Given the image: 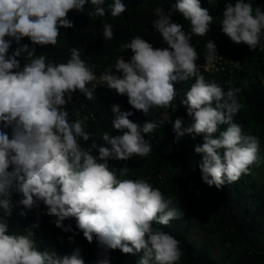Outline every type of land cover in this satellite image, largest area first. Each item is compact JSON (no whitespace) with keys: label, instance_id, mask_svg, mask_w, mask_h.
<instances>
[{"label":"clouds","instance_id":"obj_1","mask_svg":"<svg viewBox=\"0 0 264 264\" xmlns=\"http://www.w3.org/2000/svg\"><path fill=\"white\" fill-rule=\"evenodd\" d=\"M105 3L0 0V264H85L80 247L63 257L52 249L37 248L33 229L40 227L39 216L31 227L24 228V234L10 231L14 210L19 209L16 214L26 219L41 204L46 209L43 214L54 218L51 223L56 228L72 233L69 243H74V236L80 233L89 244L95 238L100 250L95 264H111L110 253L116 250L132 256L142 253L137 264H179L181 242L153 225L169 226L170 221L184 217L182 209L173 206L172 199L165 198L147 179L119 178L129 172L126 164L119 172L109 165L110 160L127 162L149 155L152 146L145 137L159 125L146 121L141 127L129 119L132 111H122L121 105L113 104L111 125L123 134L105 132L102 144L93 141L90 149L81 147V139H92L85 131L88 117L70 121L66 105L72 103L77 91L88 101H95L94 93L101 82L126 95L132 109L148 116L153 108H171L177 95L174 85L195 78L181 101L192 123L182 127L183 119L175 120L174 143L186 134L193 139L203 135V143L196 144L194 152L200 157L201 179L209 188L222 190L242 175H251L252 166L259 167L258 137L245 135L233 120L243 108L237 97L240 89L229 87L225 92L201 74L200 70L214 68L216 59H224L214 41L206 44V63H197L199 55L192 37L208 34L214 19L200 0H176L167 13L156 8L158 19L152 26L167 47H154L135 36L121 46L122 52L131 50L130 60L119 56L115 72L106 70L99 78L92 71L94 66L81 59L78 48H71L70 59L57 64L43 55L36 57L35 47L21 45L28 38L33 46L55 47L60 29L74 27L68 19L70 11L82 13L90 4L94 10L87 12L88 17H104ZM262 7L254 9L245 0L226 3L222 33L235 45L255 51L264 38ZM126 11L121 0H112L111 17L120 18ZM176 13L190 23V32L172 21ZM102 29L105 41L114 38L111 24L105 21ZM13 40L19 46L9 55ZM24 54L29 60L21 66L18 58ZM233 63L240 66L239 61ZM224 125L227 127L220 131ZM93 150L98 155H93ZM13 193L21 198L13 202ZM70 218H75L77 231L71 224L65 226Z\"/></svg>","mask_w":264,"mask_h":264},{"label":"trees","instance_id":"obj_2","mask_svg":"<svg viewBox=\"0 0 264 264\" xmlns=\"http://www.w3.org/2000/svg\"><path fill=\"white\" fill-rule=\"evenodd\" d=\"M127 11L120 18L111 17L112 0H106L104 17H88L87 12L94 10L93 6L86 4L84 12L72 10L68 19L74 23L70 29L61 28L58 43L55 47L33 46L28 38L21 41V45L27 44L35 47L36 57L45 56L47 60L55 63H65L70 59L71 48H78L87 65L94 66L92 71L99 78L106 70L115 72V61L119 56L130 60L131 50L121 51V46L129 43L135 36L152 43L154 47H167L159 33L153 28L154 20L158 17L154 14L156 8H162L166 13L176 0H121ZM201 6L207 9L213 16V24L210 32L203 37L193 36L192 45L199 55L198 64L206 63V44L212 40L217 46V53L224 59H216L214 68L200 70L207 82H214L221 86L225 92L232 88H239L237 93L239 102L243 105L240 112L233 117L235 123L243 128L245 135H254L264 143V38L255 51H250L246 45H235L221 31V20L226 3H235L236 0H200ZM250 2L255 9L257 5L264 6V0H245ZM264 11V7H262ZM173 22L184 25V31L190 32V23L179 14H173ZM108 22L113 26L114 38L105 41L102 36V25ZM13 40L9 55L18 47ZM218 58V57H217ZM21 66L28 62L27 54L18 58ZM239 61L236 67L233 62ZM195 78L174 85L176 98L172 107L168 109L153 108L148 116L131 108L127 96H121L107 88L106 83L97 87L94 95L95 101H88L77 91L73 95L72 103L66 105L69 111L70 121L83 119L85 131L92 134V139L85 142L80 140L81 147L90 149L93 141L102 144L103 133L112 136L122 135V132L112 128L111 120L114 118L110 108L113 104L121 105L122 111H132L134 114L129 119L143 126L146 121H155L159 127L153 133L146 135L150 142L152 152L145 157H133L127 162L109 161L110 168L117 172L126 164L129 168L127 175L121 179H147L155 188H159L165 198H171L173 206L181 208L184 214L193 218L195 227L214 239L220 260L217 259L208 242L194 244L189 241L187 228L183 218L170 221L169 226L154 224L168 232L181 243L179 245L183 256L179 264H264V182L258 185L255 180L256 170L259 167L252 166L251 175H242L241 179L233 184H225L222 190L215 187L209 188L201 179L198 167L200 157L195 154L194 146L203 143V135L193 139L185 135L176 140L173 124L177 118H182V127L190 126L191 118L186 115V108L181 103L185 99L186 92L190 89ZM96 83V82H93ZM88 87H92L91 84ZM227 125L221 126L224 131ZM11 138V129L8 130ZM219 132L213 134L217 138ZM260 153V152H259ZM93 155H98L93 150ZM11 171V168L9 169ZM119 176V173H118ZM21 197L13 193V202ZM14 210L9 219L10 231L24 234L25 227H31L39 216L40 227L35 232L34 239L39 250L49 248L58 256L70 255L80 247L85 264H95L97 254L100 251L94 238L89 244L80 233L74 236V243H69L68 237L72 233H65L55 227L53 217L46 214L45 206L41 204L38 210L28 213L27 218L19 217ZM2 215V212H0ZM65 226L71 224L74 231L75 218L66 220ZM111 264H137L139 254L124 255L119 250L110 253Z\"/></svg>","mask_w":264,"mask_h":264},{"label":"rangeland","instance_id":"obj_3","mask_svg":"<svg viewBox=\"0 0 264 264\" xmlns=\"http://www.w3.org/2000/svg\"><path fill=\"white\" fill-rule=\"evenodd\" d=\"M264 81V79H263ZM260 153L259 156L261 157L259 168L256 170L255 180L257 181L258 185H261L264 182V143L260 142ZM183 223L185 224L187 230V236L189 241L194 244H200L203 241L209 243L210 248L212 249L215 257L220 260L217 245L213 238L206 236V234L202 231H199L193 222V218L189 217L188 214H184Z\"/></svg>","mask_w":264,"mask_h":264},{"label":"built area","instance_id":"obj_4","mask_svg":"<svg viewBox=\"0 0 264 264\" xmlns=\"http://www.w3.org/2000/svg\"><path fill=\"white\" fill-rule=\"evenodd\" d=\"M139 256H140V258H141V256H142V253H140V254H139Z\"/></svg>","mask_w":264,"mask_h":264}]
</instances>
